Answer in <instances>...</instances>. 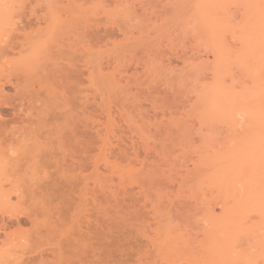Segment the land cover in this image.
<instances>
[{
  "label": "bare ground",
  "instance_id": "bare-ground-1",
  "mask_svg": "<svg viewBox=\"0 0 264 264\" xmlns=\"http://www.w3.org/2000/svg\"><path fill=\"white\" fill-rule=\"evenodd\" d=\"M26 1L28 0H0V169L2 168L0 203L3 207L2 222L6 221V217L19 218L20 215H26L32 223H36L40 214L43 216L53 214L45 208L44 202L61 188H66L69 193L73 191L75 193L79 186H84L81 185L82 180L75 173H86V177L98 169L94 151L96 146H99L98 139L104 135L99 131L101 129L98 130V126L96 127L91 121L92 115H86L93 110L91 108H93L95 97L92 93L87 92L84 96L82 95L83 97H80L81 91L78 89L81 88V85L76 89L80 92L79 97H77L78 94L77 99L74 97V105H70V107L63 105L65 107L63 108L59 105L57 97L63 93H59V96H56L55 91L48 95H46L47 92L44 93L46 91V87L42 88L44 81V85L47 83L49 86L55 77L62 76V73L64 74V71L67 70L56 62L62 61L60 60L62 58L58 59L61 56L55 57V53L60 50L58 47L60 44L53 46L55 49H59H54L56 52L52 49L48 51V47L41 50L47 51L48 56H45L51 62L57 59L56 61L52 63L46 61L47 63L42 65L37 64L40 54L35 48L36 41L47 39V44L50 40L54 44L60 38L62 40V37L65 39L64 35H66L68 39H65V42L67 40L70 42L66 43L70 45V47L67 46L70 50L68 54L69 66L72 65L69 67L72 69H70L72 72H69L72 77L70 80L73 79V84L77 85L76 82L79 83L80 77L85 75L88 81L85 80L89 82V85L91 84L92 68L90 69L89 64L92 58V49H94L92 42L95 30L91 24L90 13L85 9L86 2L81 0H40L36 3L46 6L48 17L42 15L44 17L41 18L34 13L33 16L36 17L32 19L28 14L30 11L27 10L29 18L26 19L24 17L27 15H24L25 6L31 4ZM227 1L230 0H184L182 2L183 6L190 3L189 10H193L191 15L195 16L193 28L198 31L199 37H201H198L199 45L203 46L204 50V53L201 54L199 49L198 62L193 61L194 64L190 62L186 69L184 67L181 70L186 71L181 72L179 81L194 79L192 88L196 93L195 97H187L182 102V107L194 119H197L196 121L203 131L204 142L221 141L219 143L215 141L216 147L206 148L198 154L194 158L192 166L189 167L188 173H183L179 183L181 187L187 186L193 192L192 194L197 191L202 193L200 201L203 206L200 208L203 209L202 211L198 210L202 213L201 222L203 225L198 222L201 223L202 227L199 226L202 229L197 232L202 235L200 237L197 234L199 237H195L198 238L197 241L193 238L197 245H192L195 243L194 241L190 244L192 240L190 242V238H187L186 242L184 241L186 243L184 246L188 247L186 252L183 253V249L180 251V248L178 249L175 244H172L179 241L180 235L176 236V234L168 238L166 236L168 225L166 226L167 230L164 231L166 233H163L166 237H163L162 241L158 240L161 243H156V236L154 239L152 238L154 246L159 251L157 253L165 264H264V0H233L240 2V4L236 3V7L243 5L241 11L244 9V12L239 14L240 16L242 14L241 17L239 16L240 22L237 24L236 21L239 20L237 17L235 18L237 20L233 21L237 24L236 30L234 29V32L232 30L235 38L233 46L232 43L228 42L229 45L225 43L227 39H230V35L229 37L226 35V41L222 40L223 21L221 22L215 15V11L222 10ZM226 8L230 13L229 6ZM224 11L227 15V9ZM218 13L220 14V11ZM227 16L228 19L230 16ZM16 17L20 18L18 20L20 25L17 23ZM230 19L232 21L233 18ZM205 36L207 38L203 40ZM223 36L225 37V35ZM230 41L234 40L230 39ZM200 48L202 49V47ZM62 49L64 50V48ZM65 53L68 52L61 54L65 56ZM63 55L62 57H64ZM79 61L84 62L83 66L86 67L83 68L85 69L77 67L76 63L79 64ZM204 63L208 64L207 69L203 68ZM234 65L244 75V80L246 79V82L243 80L241 88L238 84H234L237 82H235L237 78L234 76L238 73L237 71L235 73L236 68L234 67V75L232 74ZM39 72L43 74H39ZM35 74L41 76H36L35 79ZM48 76L51 80L54 77L50 83L46 82L47 79H50L47 78ZM44 78L47 79L43 80ZM230 79L234 82L233 84ZM84 82L82 80L81 84ZM8 86L13 88V92L6 91ZM86 89L88 91L90 88L86 87ZM71 91L72 89H70ZM68 104H73V102L70 101ZM2 108H12V113L9 116H3ZM185 114L188 116L187 113ZM220 124L226 127L223 136H221L222 131L219 133L216 128V125L220 127ZM176 126L180 129L185 127V123L183 124L179 120ZM101 141L104 143L99 146V151L107 160L105 139L102 137ZM15 150L17 154L14 153ZM99 154L100 152L97 153V155ZM20 159L21 161L26 160V162L33 159L31 163L35 165H33L35 168L33 170L29 167L24 168L29 169L32 173H27L30 172L28 170L22 172L16 167L17 162L18 165L25 163H20ZM99 182H101L100 198H102V204L105 205L108 200V181L104 178ZM5 184H9L10 188H5ZM204 188L208 189V194L204 192L206 190ZM50 192L53 193L50 194ZM13 195L17 197L15 202L12 201ZM170 200L169 198V202ZM196 204L193 206L196 207L199 203ZM196 216L198 215L196 214ZM165 223L162 225L163 228H165ZM191 227L193 228V226ZM156 230L158 233L159 229ZM169 230L168 232L171 233ZM193 231L195 232V230ZM161 232L162 230L155 235H160ZM169 233L167 234L170 235ZM10 234L5 232L6 237ZM183 238L185 239V237ZM74 240L76 241V238ZM3 242L4 246L15 245L12 242H10L12 244ZM179 243L180 241L177 244ZM56 245L54 244V246ZM182 254L183 256L180 257ZM20 264H25V261L21 260ZM102 264H107V260Z\"/></svg>",
  "mask_w": 264,
  "mask_h": 264
},
{
  "label": "rangeland",
  "instance_id": "rangeland-1",
  "mask_svg": "<svg viewBox=\"0 0 264 264\" xmlns=\"http://www.w3.org/2000/svg\"><path fill=\"white\" fill-rule=\"evenodd\" d=\"M38 1L40 0L26 1V3L30 2L31 4L25 6L24 15L28 11H30L28 14L32 16H30L32 19L36 16L43 18L47 14L49 15L47 9H45L46 6L36 3ZM81 1L86 2L84 4L85 9L90 13L91 24L95 30L92 42V48L94 49H92L91 55L93 60L91 58L92 63L89 64L90 69L92 68L91 84L89 85L88 78L85 75L82 78L80 77L81 81L79 83L75 80L78 86L73 84V79L70 80L72 69L69 67H72V65L69 66L68 54L70 50L67 48V46L70 47V42L67 40L69 43L66 44L65 39H68L66 35H64L65 39L62 37L63 35H60L63 41L60 38L55 43L53 41L54 44L50 40L49 46L47 39V41L40 40L41 43L36 41L35 45H37L34 46L40 54L39 57H42V60L39 58L37 64L42 65L57 60L51 62L45 56L47 51H41L44 48L47 49L48 47V51L54 50L55 47L53 46L60 44L58 46L60 50L58 48L55 50L60 52L62 50L61 53L63 54L66 51L68 52L64 56L59 51L57 53L54 50L56 52L55 57L61 56L58 59L62 58L60 59L62 61L58 60L56 62L68 71L65 70L62 76L52 77V80L54 78L53 82L55 81L54 84L53 82L50 83L52 80L49 76L47 78L50 79L44 78L43 80L47 79L46 82L49 81V86L52 87H49L47 83L44 85V81L42 88L46 87V91H43H45V94L47 92L46 95L48 93L52 94V91L56 92V96L63 93L59 96L60 98L62 96V100L57 97L61 107L63 105L73 106L74 97L77 94V97H79L80 94L78 90L81 91L80 97L92 93L95 97L93 108H91L93 112L91 111L92 113L89 112L86 115H92L91 118L93 119L91 121L96 127L98 126V130L101 129L99 130L101 134H104L102 137L105 139L107 150L105 152L108 159L105 160L103 154L99 151V146L104 143L101 141V137L98 139L99 146L97 145L94 151L98 161V169L93 173H89V177H85L86 173H75L82 180L81 185H84L78 188L81 193L78 189L75 193L74 191L69 193L66 188H61V192L56 191L44 202L45 208L53 214L48 216L40 214L36 223H32L26 215H20L19 218L6 217V221L2 222L1 211L3 207L0 203V264H20L21 260L25 261V264H102L105 260H107V264H162V257L159 256L157 253L159 251L152 242L155 236L157 243L162 241L163 237L170 238L176 234V236L180 235V238H178L181 244H177L179 242L178 238L176 243L172 244H175L178 249L180 248V251L183 249L182 252L185 253L188 247L184 246L186 244L184 241L186 242V239L190 238L189 241L192 240V242L190 241V244H192L193 238L198 237L199 233L197 232L202 229V213L200 211L203 208L201 209L200 206L203 205L200 201L201 191L192 194L193 192L187 186L181 187L179 184L183 173H188L187 171L192 166L194 158L206 148L216 147L217 142V140H215L216 142H204L203 131L197 123V119H194L182 107V102L187 97H195L196 93L192 88L194 79H186L180 82L178 78L181 76V72L186 71L184 69L187 68L190 62H198V53H204L203 46L199 45V38L201 37H199L198 31L193 28L195 16L191 15L193 10H189L190 3L183 6L182 2L184 0ZM236 3L240 4L238 1H227L226 6L222 10L219 9L220 14L223 12L222 15L218 13V10L215 11L216 17L218 16L217 18L221 22L223 21L222 24L224 25L222 28L223 34L221 33L222 40L226 41L227 36L230 35L229 38L234 41L227 39L224 42L227 44L228 42L229 44L232 43V46L235 44L233 43L235 42L233 36V32L236 30L235 26L241 20L239 14L244 12L243 8V11H241L243 5L241 7L237 5L236 7ZM228 6L230 13H228V8H226V12L230 15L227 14V16L224 10ZM239 7L240 9H238ZM34 13L36 16H33ZM28 14L24 16L26 19L29 18ZM226 16L230 17L227 19ZM236 17L239 20L236 19V21ZM230 18L234 20L231 21ZM18 20L20 18L16 17L17 23ZM233 21H236L237 24ZM18 24L20 25V23ZM193 34L196 36H193ZM206 38L207 36L203 40H206ZM64 62L65 64H63ZM67 62L68 64H66ZM76 64L80 69L86 67L83 66V61ZM184 64L185 66H183ZM206 66L208 64L204 63L203 68L207 69ZM234 67L235 65L232 67V71ZM182 68H184L183 71H181ZM203 71L206 72L207 70ZM234 71L235 73L238 72L236 74L238 77L234 76L237 78L235 80L237 82L234 83L230 79L231 84H238L241 88L246 79L244 80L245 77H243L244 75L241 74L238 67ZM234 71L232 72L233 75ZM39 74L43 73L39 72ZM208 74L210 75V72ZM36 76L41 75L35 74V79ZM82 80L85 81L83 84H81ZM240 82L241 85H239ZM67 84H70L71 87ZM66 85L70 88L65 87ZM86 87L90 88L89 92L86 91ZM70 89H72L71 92ZM6 91L13 92V88L8 86ZM73 94L75 95L73 96ZM65 99L66 101H63ZM70 101L73 104H68ZM1 112L3 116H9L12 113V108H2ZM179 120L183 124L185 123V127L177 128L176 123ZM217 125V131L219 133L222 131L221 136H223L226 127L221 124L220 127ZM221 127L222 129H220ZM98 152L102 156L97 155ZM14 153L17 154V151ZM31 160L26 162V160L21 161L20 159V163H25L18 165L17 162L16 167L22 172L23 170H33L35 165L31 163ZM28 167L29 169H24ZM1 169L0 173H2ZM99 173L102 176L97 175ZM104 173L105 175H103ZM84 177L89 182L88 184L87 181L85 182ZM104 178L108 181V200H106L105 205L102 204V198H100L101 182H99ZM4 186L7 189L10 188L9 184ZM206 190L204 192L208 194L209 191ZM52 193L50 192V194ZM74 195L76 196L74 197ZM169 198L172 200V202L170 200L171 203ZM16 200L17 197L13 195L12 201L15 202ZM182 202L188 203L191 207L189 208L188 204ZM196 202L199 204L197 203V205ZM195 204L199 208L193 206ZM161 222L163 223L161 224ZM191 222L193 223L191 224ZM198 222H201L202 225ZM164 223L166 224L165 228L162 226ZM167 225L168 230L174 229L173 231L169 230L171 233L168 232ZM156 229H159V232L162 230L160 235H155L159 233ZM5 232L11 234L6 237ZM163 233H166V236ZM201 235L199 236L201 237ZM198 238H195V240L197 241ZM55 240H57V243L53 242ZM3 241L20 246H4ZM196 241L192 244L193 246L197 245ZM54 244L59 246H54ZM187 246L189 245L187 244ZM7 249L11 250L8 251ZM104 258L106 259L103 260Z\"/></svg>",
  "mask_w": 264,
  "mask_h": 264
}]
</instances>
